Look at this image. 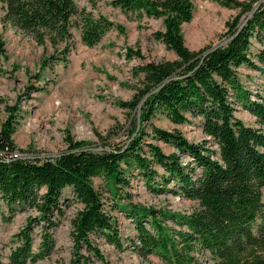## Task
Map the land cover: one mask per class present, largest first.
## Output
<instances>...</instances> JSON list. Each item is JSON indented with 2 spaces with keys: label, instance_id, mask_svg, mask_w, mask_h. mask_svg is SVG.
<instances>
[{
  "label": "trees",
  "instance_id": "16d2710c",
  "mask_svg": "<svg viewBox=\"0 0 264 264\" xmlns=\"http://www.w3.org/2000/svg\"><path fill=\"white\" fill-rule=\"evenodd\" d=\"M210 1L239 9L241 15L253 9L252 4L234 0ZM87 2L91 7L106 2L124 14L160 19L162 29L153 37L175 55V60L137 67L141 88L130 101L118 103L132 115L125 142L115 148L93 151L80 143L49 158L13 157L18 151L11 139L15 109H6L0 125V201L10 214L16 210L36 214L12 236L14 246L5 261L0 255V264H37L51 255L55 247L52 233L63 215L61 192L65 188L81 205L70 221L73 255L67 264H87L88 258L81 256L79 249L107 264L91 237L119 247L116 224L103 211L90 180L100 175L109 178L116 194L118 188L128 185L125 173L134 170L151 191L160 194L172 184L173 193L196 205L187 214L140 205L116 207L133 223L137 240L133 249L139 258L155 256L161 264H264V131L245 126L233 114L234 103H239L258 123L264 122V100L251 101L236 73L240 66H247L258 70L264 81V70L256 65L264 63V3L239 30L237 19L228 25L225 38L231 40L224 46L191 53L183 45L180 27L191 19L192 0ZM0 5L5 22L37 46H48L54 55L61 54L62 63L74 17H79L80 41L87 47L96 45L113 28L103 17L79 13L73 0H0ZM254 43L259 49L252 53ZM54 55L42 61L41 69L57 61ZM125 56L139 58L130 50ZM145 96L139 127L131 138L137 106ZM156 113L172 125L197 120L203 139L190 143L177 130L155 127L151 119ZM208 142L216 151L207 147ZM158 143L173 152L164 154ZM180 155L190 161L182 163ZM154 167L165 175L158 176Z\"/></svg>",
  "mask_w": 264,
  "mask_h": 264
},
{
  "label": "rangeland",
  "instance_id": "374dc122",
  "mask_svg": "<svg viewBox=\"0 0 264 264\" xmlns=\"http://www.w3.org/2000/svg\"><path fill=\"white\" fill-rule=\"evenodd\" d=\"M234 1L252 4L254 9L262 0ZM73 3L79 13L103 17L113 24V28L96 45L87 47L80 41L79 17H74L70 22L71 40L64 63L60 62L61 54L54 55L48 46H37L29 36L5 22L0 5V125L7 116L6 109L14 108L16 124L11 139L18 150L15 152L20 156L49 158L80 143L90 149L120 146L126 140L128 120L132 114L118 103L130 101L141 88L137 67L148 62L175 60V55L153 37L162 29L160 19L124 14L106 2H98L94 7L87 0H73ZM239 11L210 0H192L191 19L180 27L184 47L191 53L212 50L227 39L228 25L234 19L241 23L246 14L241 15ZM257 49L259 45L254 43L251 52L255 53ZM128 50L137 53L139 58H127ZM51 55L57 61L41 69L42 61ZM256 65L264 70V63ZM236 73L251 101L264 100V81L258 70L240 66ZM233 107L234 117L245 126L264 131V122L258 123L239 103H234ZM151 123L165 131L177 130L190 143H199L203 139L197 120L172 125L156 113ZM144 129L149 133L148 127ZM145 140L149 141L148 138ZM158 145L164 154L173 152L167 145ZM207 147L216 151L210 142ZM179 158L182 163L190 161L184 155ZM154 169L158 176L165 175L159 167ZM124 177L128 185L118 188L116 194H113L109 178L100 175L90 180L92 188L100 196L103 211L115 220L119 241V247H114L102 238L91 237L93 246L107 264H161L155 256L145 259L137 256L133 249L137 245L133 223L116 207L140 205L187 214L196 205L173 193L172 184H167L166 192L157 194L135 170L128 171ZM154 182L158 183L156 177ZM261 194L264 203V187ZM61 199L63 215L52 233L54 250L37 264H67L73 255L70 221L81 205L68 188L62 190ZM35 214L33 210H16L10 214L0 201V255L4 261L14 246L12 236L28 217ZM33 237L37 241L36 231ZM78 253L88 258L87 264H100L84 249H79Z\"/></svg>",
  "mask_w": 264,
  "mask_h": 264
},
{
  "label": "water",
  "instance_id": "95a60500",
  "mask_svg": "<svg viewBox=\"0 0 264 264\" xmlns=\"http://www.w3.org/2000/svg\"><path fill=\"white\" fill-rule=\"evenodd\" d=\"M261 3H264V0L260 1V2L258 3V5L261 4ZM258 5H256V6L254 7V9H256ZM254 9H252L250 12H248V13L243 17V19H242V21H241V23H240V25H239L238 30H239L240 28H242V27L245 25V23H246V22L248 21V19L251 17V15H252ZM230 40H231V37L225 39L224 41L220 42L217 46H215V48H218V47H222V46H224V45H225L228 41H230ZM157 90H158V88H157L155 91H157ZM145 98H146V96H145L144 98L141 99L140 103H139L138 106H137L136 119H135V132L132 134L131 138H133V136L135 135V133H136L138 127H139V113H140V106H141V104L143 103V101H144ZM91 150H93V151H99L100 149H98V148H94V149H91Z\"/></svg>",
  "mask_w": 264,
  "mask_h": 264
},
{
  "label": "built area",
  "instance_id": "2783aa9c",
  "mask_svg": "<svg viewBox=\"0 0 264 264\" xmlns=\"http://www.w3.org/2000/svg\"><path fill=\"white\" fill-rule=\"evenodd\" d=\"M17 156H20V155H18L17 153H14L13 154V157H17Z\"/></svg>",
  "mask_w": 264,
  "mask_h": 264
}]
</instances>
